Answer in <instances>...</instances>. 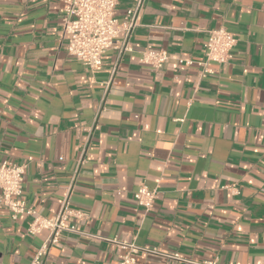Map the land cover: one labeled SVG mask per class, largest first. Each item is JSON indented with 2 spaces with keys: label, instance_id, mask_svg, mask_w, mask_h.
Masks as SVG:
<instances>
[{
  "label": "crops",
  "instance_id": "crops-1",
  "mask_svg": "<svg viewBox=\"0 0 264 264\" xmlns=\"http://www.w3.org/2000/svg\"><path fill=\"white\" fill-rule=\"evenodd\" d=\"M64 1L0 0V165L25 167L37 215L67 195L85 214L43 264H118L112 239L155 251L135 264L264 263V0H142L129 50L93 71L66 52ZM136 2L117 0L120 22ZM218 28L231 59L202 76ZM146 47L169 54L159 71L139 62ZM140 186L157 193L147 211ZM32 219L0 207V264H30L48 234L30 235Z\"/></svg>",
  "mask_w": 264,
  "mask_h": 264
},
{
  "label": "built area",
  "instance_id": "built-area-1",
  "mask_svg": "<svg viewBox=\"0 0 264 264\" xmlns=\"http://www.w3.org/2000/svg\"><path fill=\"white\" fill-rule=\"evenodd\" d=\"M141 4L142 0H137L134 8L126 11L124 21L120 22L116 17L117 0H65L62 32L67 38V54L93 71L101 67L103 55L114 48L116 43L122 51L129 50L125 42L129 31L135 24ZM122 33L124 37L122 41H118ZM235 43L236 40L224 28L210 30L203 45L204 59L197 63L202 68V76L211 73L210 63L219 65L228 63ZM169 58L170 56L165 50H153L146 47L140 53L139 62L159 71ZM178 62L188 66L193 64L192 61L183 59H178ZM87 131L90 134L91 127H88ZM24 173L25 167L22 165L12 162H3L0 165V207L6 208L14 219L22 214L32 215L33 219L27 230L30 235L47 230L46 238L30 262V264H43V258L47 255L50 247L58 243L61 234H83L69 222V219L73 218L75 221H79L85 218V214L70 208L67 195L55 217L48 219L37 215L20 199ZM133 196L136 204L145 211L151 209L157 199V193L145 186H140ZM110 242L125 250V254L119 257L118 264H135L136 255L155 252L116 239H112ZM166 256L185 264H219L216 261L187 260L178 254Z\"/></svg>",
  "mask_w": 264,
  "mask_h": 264
}]
</instances>
